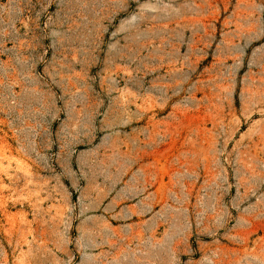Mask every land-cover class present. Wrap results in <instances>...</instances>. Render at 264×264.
<instances>
[{"label": "rangeland", "instance_id": "obj_1", "mask_svg": "<svg viewBox=\"0 0 264 264\" xmlns=\"http://www.w3.org/2000/svg\"><path fill=\"white\" fill-rule=\"evenodd\" d=\"M0 264H264V0H0Z\"/></svg>", "mask_w": 264, "mask_h": 264}]
</instances>
